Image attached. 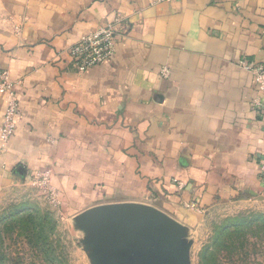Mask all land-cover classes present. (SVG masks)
I'll use <instances>...</instances> for the list:
<instances>
[{"label":"crops","instance_id":"0c3cea01","mask_svg":"<svg viewBox=\"0 0 264 264\" xmlns=\"http://www.w3.org/2000/svg\"><path fill=\"white\" fill-rule=\"evenodd\" d=\"M117 18L112 61L80 72L69 48ZM242 62L264 67V0H0L21 110L0 195L50 170L65 213L140 203L190 228L263 203L264 92Z\"/></svg>","mask_w":264,"mask_h":264},{"label":"rangeland","instance_id":"374dc122","mask_svg":"<svg viewBox=\"0 0 264 264\" xmlns=\"http://www.w3.org/2000/svg\"><path fill=\"white\" fill-rule=\"evenodd\" d=\"M86 210L61 211L31 179L0 195V264H49V247L64 264H95L96 252L86 245L90 234L77 225ZM24 218L27 225H19ZM35 226L44 229L46 243L27 233ZM184 226L188 264H264V202L222 203L196 226Z\"/></svg>","mask_w":264,"mask_h":264},{"label":"water","instance_id":"95a60500","mask_svg":"<svg viewBox=\"0 0 264 264\" xmlns=\"http://www.w3.org/2000/svg\"><path fill=\"white\" fill-rule=\"evenodd\" d=\"M95 264H188L185 226L140 203L99 205L77 217Z\"/></svg>","mask_w":264,"mask_h":264},{"label":"built area","instance_id":"2783aa9c","mask_svg":"<svg viewBox=\"0 0 264 264\" xmlns=\"http://www.w3.org/2000/svg\"><path fill=\"white\" fill-rule=\"evenodd\" d=\"M120 20L106 21L93 32L79 39L73 44L68 53L75 67L82 73L88 70L108 64L116 54V37L118 36L117 25ZM241 67L254 74L260 92H264V67L255 66L242 62ZM170 71L163 69L162 75L169 76ZM0 95L7 97V109L4 114L3 126L0 133V142L6 145L14 136L17 128L18 119L21 114L19 96L15 91V82L11 78L8 70L0 71ZM255 106L262 108L261 101L257 99ZM259 176L264 188V154L259 159ZM31 180L34 184L44 188L51 199L57 203V192L52 186V172L45 170L35 174ZM178 188L183 189V184L177 182Z\"/></svg>","mask_w":264,"mask_h":264},{"label":"trees","instance_id":"16d2710c","mask_svg":"<svg viewBox=\"0 0 264 264\" xmlns=\"http://www.w3.org/2000/svg\"><path fill=\"white\" fill-rule=\"evenodd\" d=\"M19 217H21V215L18 213L17 215L15 214L13 217H11V219L12 218L18 219ZM16 221H18V220H16ZM27 221L28 220L25 219V218L22 219V220L19 219L18 223H19V225H21L24 222V224L27 225ZM5 222H7V221H5ZM5 222L2 223V224H5ZM26 231H27V233L30 234V237L32 239L33 238L34 239H38V241H42V242H45V243H46V241H48L46 236H45L44 229H40L37 226H35V227L30 228V229L26 228ZM44 253L46 254L47 257H51L50 260L48 261L49 264H64L63 263L64 261H62V259L60 257L53 256V253H52V250H51L50 247L48 248V250L44 251Z\"/></svg>","mask_w":264,"mask_h":264}]
</instances>
